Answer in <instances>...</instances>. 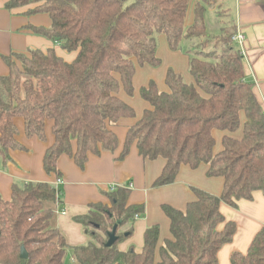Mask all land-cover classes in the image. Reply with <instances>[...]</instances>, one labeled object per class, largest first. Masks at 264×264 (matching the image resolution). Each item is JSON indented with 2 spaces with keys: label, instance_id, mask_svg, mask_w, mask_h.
Here are the masks:
<instances>
[{
  "label": "trees",
  "instance_id": "16d2710c",
  "mask_svg": "<svg viewBox=\"0 0 264 264\" xmlns=\"http://www.w3.org/2000/svg\"><path fill=\"white\" fill-rule=\"evenodd\" d=\"M190 0H6L5 8L35 3L28 13H47L51 25L33 27L35 33L60 44L76 56L66 62L53 48L4 56L9 69L0 75V157L10 160L11 148H23L15 139L14 118L23 119L27 137L44 139L45 121L52 122L53 144L43 154L42 167L56 173L61 154L78 167L88 153L113 151L118 144L110 129L134 110L117 95L133 93L136 65L157 67L156 33L165 36L169 49L188 55L185 81L168 68L167 90L153 81L138 92L149 103L125 134L120 158L135 143L144 159H165L153 186L174 183L180 165L222 177L219 195L192 187L196 196L184 209L162 204L169 219V237L159 241L160 227L147 226L139 251L119 244L132 234L121 230L142 204H128L130 184L103 191L110 204L90 203L85 213L73 216L86 243L70 246L56 227L60 188L48 182L12 184L11 196H0V264H67L66 253L77 264H217V251L231 242L236 225L225 220L220 202L235 207L238 199L264 195V111L244 77L242 50L232 40L235 23L227 18L223 0H197L193 22L185 24ZM214 9L211 30L206 12ZM217 13V14H216ZM216 22V23H215ZM217 27V26H216ZM185 42V43H184ZM184 43V47L182 46ZM213 130L226 131L221 148L213 151ZM240 131V135L233 133ZM119 220L117 239L106 246L107 231ZM24 246L28 256L20 258ZM230 264H264V226L253 236L245 253H230Z\"/></svg>",
  "mask_w": 264,
  "mask_h": 264
},
{
  "label": "crops",
  "instance_id": "0c3cea01",
  "mask_svg": "<svg viewBox=\"0 0 264 264\" xmlns=\"http://www.w3.org/2000/svg\"><path fill=\"white\" fill-rule=\"evenodd\" d=\"M5 1L0 0V75H7L9 72L4 56L13 57L14 54L23 53L29 55V50L45 51L48 48H53L55 53L66 62L76 56V51L66 52L59 43L33 31V27L48 28L51 25L47 13H28L33 8L31 5L6 9ZM196 1H189L190 5L185 17L186 25L193 22V6ZM222 3L227 9V18L235 23L236 30L244 35L240 44L244 77L254 83L253 91L264 111V0H223ZM212 11L214 9H208L206 14L209 15L213 28ZM208 22L209 19H207ZM216 26V28L219 27V25ZM156 54L161 61L157 67L148 64L136 65L132 76L133 93L126 95L122 89L117 93L134 110V116L121 117L114 125H110V129L118 140L117 146L113 151L102 149L99 154L88 153L83 167H78L72 157L61 154L56 161L58 175L44 171L42 156L46 148L53 144L51 120L45 121V136L40 140L36 136L27 137L22 117H15L13 120L17 128L15 139L23 148H11L8 161L0 157L1 198L3 200L10 198L13 183L44 181L54 185L57 177H61L62 182L58 183V186L62 202L58 207L55 223L66 243L73 246L89 240V236L73 219V216L85 213L90 203L109 205L110 201L103 191L109 190L110 186L131 184L128 204H142L145 214L120 227L122 231L132 228V234L122 241L119 247L124 250L129 246H134L135 250L139 251L147 226L156 224L160 227L159 241L170 235L169 219L162 211V204H168L175 209H184L186 204L196 197L192 187L219 195L224 183L223 178L207 176L205 163L197 168L180 165L174 183L158 187L153 186L152 182L163 169L165 162L163 157L144 159L138 154L136 145L133 143L127 154L120 158L124 137L129 126L140 117L145 108H149V103L139 95V88L153 81L159 90H167L164 77L168 68L180 73L186 81L193 80L188 71L187 53L181 49H169L164 35L158 46L156 45ZM225 133L227 132L212 131L215 138L214 152H218L221 148V138ZM233 135L239 137L240 131ZM252 195L249 200L238 199L235 207L220 202L219 210L225 220H230L236 225V230L232 241L223 244L217 251V264H230V253L232 252L245 253L253 236L264 226V195L257 190L253 191Z\"/></svg>",
  "mask_w": 264,
  "mask_h": 264
},
{
  "label": "rangeland",
  "instance_id": "374dc122",
  "mask_svg": "<svg viewBox=\"0 0 264 264\" xmlns=\"http://www.w3.org/2000/svg\"><path fill=\"white\" fill-rule=\"evenodd\" d=\"M29 5H31L33 8L36 6V4L35 3H33V4H29ZM23 6H25V5H23ZM217 14V13H216ZM212 15H213V20L215 21V10L214 11H212ZM218 16H216V18H217ZM206 18L207 19H209V28L211 29V30H214V28L216 29V26L214 25V27L212 28L211 27V19L209 18V15L208 14H206ZM214 23V22H213ZM217 25H218V22H217ZM213 26V25H212ZM156 35V40H157V46H158V44L161 42V38L163 37V35L162 34H160V33H156L155 34ZM185 43V42H184ZM184 43H182V46L184 47ZM13 60L18 64V66H20V61H19V59L16 57H13ZM184 78V77H183ZM184 80L186 81V79L184 78ZM187 82V81H186ZM126 224H129V223H126ZM125 224V225H126ZM89 239H91L90 237H89ZM70 255H71V252H70V250H67V253H66V260H67V264H73L74 262L72 261V259H70Z\"/></svg>",
  "mask_w": 264,
  "mask_h": 264
},
{
  "label": "water",
  "instance_id": "95a60500",
  "mask_svg": "<svg viewBox=\"0 0 264 264\" xmlns=\"http://www.w3.org/2000/svg\"><path fill=\"white\" fill-rule=\"evenodd\" d=\"M118 223H120L119 220H117L111 227V230L107 231V240L104 242V244L106 246H111L113 245L114 241L117 239V235H116V230H117V225ZM28 256L24 246H21V249H20V258L22 259H26Z\"/></svg>",
  "mask_w": 264,
  "mask_h": 264
},
{
  "label": "built area",
  "instance_id": "2783aa9c",
  "mask_svg": "<svg viewBox=\"0 0 264 264\" xmlns=\"http://www.w3.org/2000/svg\"><path fill=\"white\" fill-rule=\"evenodd\" d=\"M243 39H244V35L239 30H236V33L232 36V40L235 43H237V45H239V47H240V44L242 43ZM60 182H62V178L61 177H57V179L55 181V184L53 185V186H55L56 191L59 188L58 183H60ZM129 186L132 187L131 184ZM116 187H117V185H112V186L109 187V189L110 190H114V189H116ZM137 217H138V215H135V218H137ZM72 261H73V259H72Z\"/></svg>",
  "mask_w": 264,
  "mask_h": 264
}]
</instances>
